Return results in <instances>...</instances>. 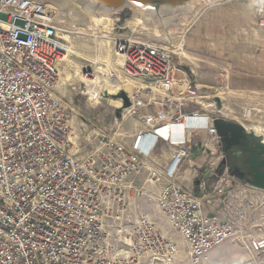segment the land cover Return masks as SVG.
Returning <instances> with one entry per match:
<instances>
[{
    "label": "built area",
    "instance_id": "2783aa9c",
    "mask_svg": "<svg viewBox=\"0 0 264 264\" xmlns=\"http://www.w3.org/2000/svg\"><path fill=\"white\" fill-rule=\"evenodd\" d=\"M256 2L264 30V0ZM56 12L38 0H0V264H175L177 243L152 216L132 213L143 174L145 184H164L158 213L181 236L188 264H205L229 241L264 254V193L221 166L210 92L191 79L179 88L177 52L160 39L116 41L130 105L122 99L118 121L86 135L95 143L80 152L58 94L68 51ZM130 119L142 122L133 134L123 130ZM204 131L210 143L200 142ZM193 155L218 160L191 171L190 189L183 168Z\"/></svg>",
    "mask_w": 264,
    "mask_h": 264
},
{
    "label": "rangeland",
    "instance_id": "374dc122",
    "mask_svg": "<svg viewBox=\"0 0 264 264\" xmlns=\"http://www.w3.org/2000/svg\"><path fill=\"white\" fill-rule=\"evenodd\" d=\"M38 1L47 3L55 10L57 6L61 4L60 0ZM207 6L208 4L202 2L197 3L194 7L195 12L205 9ZM56 11V16L58 17V8ZM110 15V17H106L108 15L105 14H92L89 16L87 20L90 21L92 25L91 28H85L82 26L68 28L63 25L61 26L63 32L60 36L66 45L68 52L66 61L60 68V72H62L61 77L63 78L61 79L59 77L58 94L69 107L72 127L78 138L77 145L81 153L90 151L95 143L93 138L92 143L87 145V141L84 139L86 135L92 137L95 133H99L100 131L107 132L115 121H118V115L122 113V111L119 110V108L123 106L122 99L113 96L109 97V95L105 97L100 91V97L96 98L92 95L96 89L86 87V80L89 78L90 74H96L99 76L101 74L102 78L105 76L102 72L98 71V68L105 69L104 64L101 63L96 65L95 60L105 61L108 59L109 54L114 55V58L117 60L114 46L118 40L129 41L155 38L160 39L161 42L163 41L168 45V43L163 40L165 35H161L160 32H154L147 26H144L146 24H142L141 21L136 18L135 11L130 8ZM72 17L77 18V15L72 14ZM57 21L59 22V20ZM194 21L195 17H190V15H188L184 18V25L180 24V27L176 28V35L178 36V39L183 41V50H185L188 55V58H185L184 56L182 57L179 55L182 51L177 53L176 62L180 67L181 72L188 75L191 80L195 81L201 90L210 92L208 95L210 98L204 101L205 105H213L217 103V107L220 109L226 108L230 111L232 116L235 117V119H226L215 112L218 118H223L239 124L243 123L248 126L259 127L264 134V94H249L242 90L232 89L228 84L225 71L224 74H220L216 82H213L211 79L212 65L210 60L212 56L209 54L192 56L188 53L186 37ZM171 29L174 28L171 27ZM176 50H178V47L175 48V51ZM72 51H75L79 56L73 55ZM185 68L187 70H185ZM116 69L118 72L115 73H117L123 81H127V77L123 74L119 66L116 67ZM66 74L69 76L66 77ZM249 110L251 111L250 116H248ZM134 122L135 121L131 119L128 120V122L124 124L123 130L126 132L132 131L134 128ZM199 140H201V143L211 142L205 132H202ZM166 151L167 153L172 152L171 149L165 148L162 154L164 158H166ZM195 159L199 161V163L194 165L195 168L200 172H207L211 168L210 164L218 160V155L210 157L200 155L196 156ZM138 186L141 187L140 189L143 190L144 195L142 198L135 197L131 200L130 205L132 213H143L152 216L158 225L162 226L163 229L165 228L166 231L168 230L165 234L169 236L170 239L176 241L180 251H187L182 243L181 236L175 233L167 221L158 213L157 203L160 189L143 182L138 183ZM239 243L240 242L238 241H229L219 248H216L209 253L207 264H212V262L221 260L225 261V264H227L244 254L249 258L246 248ZM233 254H237L236 257L233 258ZM209 258L211 262L210 260L208 261ZM259 258V262L263 264L264 254L259 256ZM175 264H188V259L184 256H178Z\"/></svg>",
    "mask_w": 264,
    "mask_h": 264
},
{
    "label": "crops",
    "instance_id": "0c3cea01",
    "mask_svg": "<svg viewBox=\"0 0 264 264\" xmlns=\"http://www.w3.org/2000/svg\"><path fill=\"white\" fill-rule=\"evenodd\" d=\"M256 12V0H236L227 5L213 6L197 12L194 9L190 17L194 16L195 21L186 37V47L192 56H212L210 60L213 82L225 71L232 89L249 94H264V30L258 26ZM177 79L181 83V89L185 80L191 78L182 73L179 67ZM131 120L135 121L134 128L130 132L125 131L128 134L135 133L142 123L139 119ZM204 132L209 138L207 131ZM171 157L166 151V159ZM195 157L193 155L183 168L186 177L184 182L190 189L195 187L188 179L191 171L196 169L194 165L199 163ZM145 178V174L137 178L136 186L144 183ZM150 185L159 188L161 192L164 184ZM179 256L186 257L185 250Z\"/></svg>",
    "mask_w": 264,
    "mask_h": 264
},
{
    "label": "bare ground",
    "instance_id": "6f19581e",
    "mask_svg": "<svg viewBox=\"0 0 264 264\" xmlns=\"http://www.w3.org/2000/svg\"><path fill=\"white\" fill-rule=\"evenodd\" d=\"M203 1L204 0H191L184 7L179 9V11L170 12V13L166 12V11L158 12L155 9L142 8V7L137 6V5L131 6L130 9L135 11L136 18L139 19V21H141L142 24H146L144 26H147L150 30H152L154 32L155 31L160 32L161 35H165L164 36L165 39L163 38V40H165L168 43V46H172L173 48L178 47V50H176V52L178 53L179 51H182L179 53V55H181L182 57L184 56L185 58H188L186 51L183 50V41L178 39V36L176 35V33H177L176 28L180 27V24L184 25V23H183L184 18L193 12L194 7L197 3H200ZM60 2H61V4L59 6H57V8L59 10V13H58L59 15L57 17V20H59L61 25L66 26L68 28L69 27H75V26L76 27L82 26L85 28H91L92 25H91L90 21L87 20V18L89 16H91L92 14L108 15L106 17H110L111 16L110 14H115V13H111V12H103V11L97 10V9L95 10L93 8V6L88 3L89 1H87V0H60ZM57 8H56V10H57ZM72 14L77 15V18H73ZM171 27L174 29H171ZM73 30H76V29H73ZM157 30H159V31H157ZM108 39H110V38H108ZM72 54L75 56H79L75 51H72ZM192 58H194V57H192ZM95 63H96V65L101 64V63L104 64L105 69L98 68V71L102 72L103 75H105V76H104V78H102L101 74H100V76L95 74V75H92L94 77V79L91 80V79H89L90 78L89 77L86 80V87H91V88L96 89V91L92 93V95L94 97H96V98L100 97V93H101L105 97L107 95H109V97L113 96V97H118L119 99H121V95L125 94L128 96L131 94V92L133 91V87L130 86L126 82H125V84H122L121 81H123V80L120 78V76H117L115 73V72H118L116 67L120 66L121 57H117V60H116L114 58V55L109 54L108 59H106L105 61L95 60ZM61 75H62V72H59V77L62 79L63 77H61ZM68 76L69 75L66 74V77H68ZM60 81H62V80H60ZM105 88H109V89H105ZM99 91H100V93H99ZM210 108H211V110L217 112L220 116H222L226 119H235V117L232 116L230 111H228L226 108L220 109L215 104L211 105ZM250 114H251V111L249 110L248 116H250ZM207 117L208 116H204L205 122H206ZM243 126L246 128V130L249 133H252V134L254 133L257 136H261L264 140V134L261 131L262 129H260L259 127H255V126H248L246 124H243ZM182 128H179V129H182ZM174 131H175V133L177 132L176 130H174ZM210 147L212 148L211 145H210ZM171 156H172V152H171V154L169 153V157H171ZM253 190H255L258 193H264V191L262 189H259L257 187H253ZM158 226L160 228H162L160 225H158ZM167 231L164 228V233H167ZM241 245H243L246 248V250L249 254V258H247V256L244 254V255H242V257L243 258L246 257L247 259H243L241 257H238V258H235L233 261L228 262L227 264H260L259 255L249 251L247 246H245L244 244L241 243ZM181 254H183V251H180V253H178V256ZM185 254L187 257L186 251H185ZM233 255H234L233 256V258H234V257H236L237 254H233ZM208 257L209 256H206V258H205V264H207V258ZM209 260H210V258L208 259V261ZM210 262H211V260H210ZM222 263L225 264V261L221 260V261H217V262H212V264H222Z\"/></svg>",
    "mask_w": 264,
    "mask_h": 264
},
{
    "label": "flooded vegetation",
    "instance_id": "af4514ba",
    "mask_svg": "<svg viewBox=\"0 0 264 264\" xmlns=\"http://www.w3.org/2000/svg\"><path fill=\"white\" fill-rule=\"evenodd\" d=\"M259 144L263 142L258 137H243L237 132L232 140L221 139L222 166L228 167L230 173L243 182L264 186V148L261 155V150L257 148Z\"/></svg>",
    "mask_w": 264,
    "mask_h": 264
},
{
    "label": "water",
    "instance_id": "95a60500",
    "mask_svg": "<svg viewBox=\"0 0 264 264\" xmlns=\"http://www.w3.org/2000/svg\"><path fill=\"white\" fill-rule=\"evenodd\" d=\"M87 1H89L88 3L92 5L95 10L97 9L103 12L116 13L124 9L130 8L133 5L135 6L137 5L142 8L155 9L158 12L166 11L170 13V12L179 11V9L184 7L191 0H87ZM185 70L187 69L185 68ZM121 99H123L124 101V107H128L130 105V101L127 95L125 94L121 95ZM213 125L217 130V134L219 137V140H218L219 145H220L221 139H230V140L234 139V133L236 132L241 133L243 137L255 136V137H258L263 142V144H259V146L257 147L258 149L261 150L260 153L262 155V148H264L263 138L261 136H256L252 133H249L242 124H239L233 121H228L223 118H216L214 120ZM223 164L224 162L222 161L221 166ZM199 175L200 173L196 171L195 176L198 177ZM231 175L235 177L234 174H231ZM237 181L243 182L239 179H237ZM243 183H247L254 187L264 190V186L260 184H251L248 182H243Z\"/></svg>",
    "mask_w": 264,
    "mask_h": 264
}]
</instances>
